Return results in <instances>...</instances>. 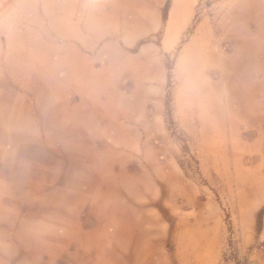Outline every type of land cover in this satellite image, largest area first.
<instances>
[{
  "label": "rangeland",
  "instance_id": "374dc122",
  "mask_svg": "<svg viewBox=\"0 0 264 264\" xmlns=\"http://www.w3.org/2000/svg\"><path fill=\"white\" fill-rule=\"evenodd\" d=\"M1 226L0 264H264V0H0Z\"/></svg>",
  "mask_w": 264,
  "mask_h": 264
},
{
  "label": "crops",
  "instance_id": "0c3cea01",
  "mask_svg": "<svg viewBox=\"0 0 264 264\" xmlns=\"http://www.w3.org/2000/svg\"><path fill=\"white\" fill-rule=\"evenodd\" d=\"M59 30H60V28H53L54 33L52 34L53 36H52L51 42L49 43L50 44L49 45V49L47 50L50 53H58V52H60V46L57 45V42L60 39H62V40L69 39L67 34H64V33L60 34L59 33ZM31 61H32V63H35V64H37V63L42 64L43 62H45L48 65L53 66V67L62 66L64 64V62L61 59H55V60H53V59H47L45 61H41L39 59H36V60L32 59ZM0 229L2 231H9L10 227L5 228V226H3V228H2V226H1ZM25 229H26L25 226H23V228H18L16 230H17V232H19L20 230L24 231ZM8 241L10 243L9 245H10L11 248H14L16 246L14 239L8 240ZM25 243H26V241L23 240L22 241V244H23V246L25 248H27L25 246ZM10 262H13V260L10 261Z\"/></svg>",
  "mask_w": 264,
  "mask_h": 264
}]
</instances>
